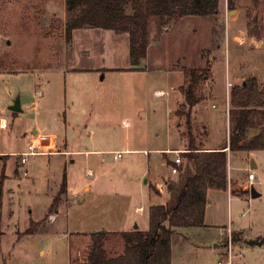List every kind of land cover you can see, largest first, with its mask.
I'll return each mask as SVG.
<instances>
[{
	"label": "rangeland",
	"instance_id": "obj_1",
	"mask_svg": "<svg viewBox=\"0 0 264 264\" xmlns=\"http://www.w3.org/2000/svg\"><path fill=\"white\" fill-rule=\"evenodd\" d=\"M231 2L220 0L216 15L176 20L164 33L152 19L144 70L68 72L65 68L71 62L64 64L62 56L70 44L64 30L65 0H0V70L36 75L18 77L14 82V100L24 105L23 112L13 118V126L0 129V148L16 146L25 152L30 135L26 137L24 129L33 128L56 135L58 148L69 151L29 155L25 166L18 157V175L11 167L13 160L5 163L0 173V183L5 178L6 188L0 198V264H84L90 237L78 236V232L123 231L134 229L136 224L140 230L149 228L150 205L165 203L167 183L178 177L168 164L177 154L167 149L188 144L186 118L175 115L184 78L182 65L205 68L210 63V75L216 74L218 94L198 103L203 107L198 121L208 122L209 127L206 135L200 125L194 129L197 145H222L229 140L227 85L222 81L225 69L237 72L238 83L255 74L264 87V0ZM250 25L261 37L249 33ZM110 32L112 37L99 40L101 51L93 52L84 64L97 65L104 57L108 65H130L129 46ZM30 78L37 82L48 79L40 96L34 95ZM159 89L167 94L158 95ZM213 103L216 108H212ZM92 149L109 151L84 154ZM116 152H122V157L116 159ZM166 161L168 166L163 165ZM229 166L231 177L246 185L249 171L253 172L256 179L249 186L261 196L252 198L250 205L238 200L229 206L226 195L216 192L214 220L221 227L177 230L175 264H217L228 252L223 227L230 225L242 229L249 238L233 242V264H264V150L230 151ZM65 171L67 192L51 212ZM149 171L167 173V178L158 179L160 185L150 184V194L157 195L150 199L145 183ZM85 185L91 187L89 193ZM78 198L84 199L81 207L73 204ZM141 205L145 207L142 213L136 209ZM31 221L39 224L26 233ZM124 248L121 235L109 236L106 249L111 256L122 254Z\"/></svg>",
	"mask_w": 264,
	"mask_h": 264
},
{
	"label": "trees",
	"instance_id": "obj_2",
	"mask_svg": "<svg viewBox=\"0 0 264 264\" xmlns=\"http://www.w3.org/2000/svg\"><path fill=\"white\" fill-rule=\"evenodd\" d=\"M67 17L64 22L66 39L71 42L72 32L79 28H103L117 33H129V70H144L150 45L149 24L159 23L160 33L185 16H212L220 11V0H65ZM229 4L232 5L231 0ZM251 24V23H250ZM258 29L249 27L252 36L261 37ZM211 64L205 68L183 66L185 82L181 90L186 103L175 115L186 118L188 150L182 152L185 162L179 165L178 177L167 183L169 198L163 204L149 208L150 225L147 230L132 229L121 232L107 230L90 234L91 247L84 264H173V234L182 228L205 227L206 206L210 189L226 190L230 151L264 150V87L256 76L235 84L230 90V135L228 146L217 150H204L197 145L194 131L193 107L205 99L202 87L210 78ZM13 114L17 112L13 111ZM251 128L259 133L248 136ZM169 165L175 163L168 160ZM4 180L0 183L2 197ZM233 193L251 194V186L231 181ZM68 178L65 171L60 192L51 205V212L67 192ZM1 217V216H0ZM39 223L31 221L26 233H32ZM119 234L125 244L124 252L111 256L106 249L110 235ZM241 232H233V242L241 241ZM249 243H253L250 241Z\"/></svg>",
	"mask_w": 264,
	"mask_h": 264
},
{
	"label": "crops",
	"instance_id": "obj_3",
	"mask_svg": "<svg viewBox=\"0 0 264 264\" xmlns=\"http://www.w3.org/2000/svg\"><path fill=\"white\" fill-rule=\"evenodd\" d=\"M185 17H183V18H181L179 20H183ZM110 31L115 32L114 30L103 29V28H79V29L73 30L71 42H70L68 47H65L64 53L62 52L64 64L71 62V64H69V65L67 64L68 66L65 69L68 72L69 71H82V72L90 71L91 72V71L96 70V69L104 70V71L105 70L106 71L110 70V71H115V72L116 71H121V70H129L132 67L131 62H130V65L128 67L123 68V67H120L118 65H108V64H106V60L107 59L104 58V57H102L101 63H99L97 65H95V64L91 65V64H84L83 63L84 62L83 60H88V58L91 56V54L93 52L101 51L102 47H101V45L99 43V40L100 39H105V37H107L108 35L112 37L113 35H111ZM122 38L126 42L127 46H129V57H130V36H129V33H117V32H115V39L116 40L122 39ZM94 43H97L99 46L94 44ZM150 45H151V42H150ZM150 45H149V47H150ZM178 61H181V60H178ZM85 62H87V61H85ZM3 66L7 68L6 65H3ZM182 66H186V65H182ZM187 67H189V66H187ZM190 68H203V67H190ZM236 73L237 72H234V73L230 72L228 70V68L225 69V74H224L225 78L222 79L223 83L226 81V84L224 83L225 86L227 85V82H231L233 85L234 84H238V82H239L238 79H237V75L238 74H236ZM27 75H29L31 77H35L36 76L33 72H32V74L31 73L28 74L27 71H23V70L22 71H17L16 69L0 70V129L5 130V129H8L10 126H13V124H12L13 123V118L17 117L19 115V113H21V112H17V114L14 115L13 111L10 109V106L12 104H14V101H15L14 99H15V96H16V90H15L14 82H15L16 78L22 77V76L25 77ZM251 76H256V75L253 74ZM105 77H107V75L103 76V78H105ZM244 79H246V78H243L242 81H244ZM28 82L30 84V87L33 88L34 95L40 96L42 94L41 90H40L41 87H42V84L43 83H48V79H44L43 82H41V81L37 82V80L35 81L34 78H30V80ZM184 82H185V74H184L183 80L180 82V85H179L180 93L178 94V99H176V103H177V106H178L177 109H179V107L182 104L186 103L185 96H184V94H183V92L181 90V86L184 84ZM215 82H216V74L213 72L212 75H210V78L205 80L204 86L202 87V93H203L205 98H212L213 96H216L218 94L215 91V84H216ZM223 83H222V85H223ZM230 90H231V88H228V87L225 89V92H226V106H227L226 107V114H229V111H230V108H231V104H230ZM163 92H165V91L162 90V89L156 90V93L158 95H164V94H162ZM199 104L194 106L193 107V111H192L193 120H194V122H193L194 123V129L197 130L198 129L197 125H200L203 128V130L205 131V135H206L207 134V128L209 127V123L208 122H204L202 120H200L201 122L199 123L198 119H201V112L203 110V107H201ZM21 106H22V109H23L24 105H21ZM31 106L34 107V108L37 107L35 102H32ZM212 108H216V104L213 103L212 104ZM22 112H23V110H22ZM143 115H145V112L143 113ZM176 117H177V115H176ZM176 125H177V127H179L177 123H176ZM175 128H176V126H175ZM258 133H259V129L258 128H251L248 131V136L249 137H253V136H255ZM28 134L30 135V137L27 138V140H26L27 145H28L29 139L32 136L38 135V134H44V133H39V131L37 129H33V128H32V130H31V128L24 129V135L27 137ZM52 136L55 137L54 141L45 143L44 147L46 149H48L49 147H55V148H57V150L56 151H49V152H38L36 154H55V153H58V152L69 153L68 150L61 151L58 148L59 146H58V143H57V140H56V135H52ZM199 144H198V147L201 148V149H204V150H217V149H222V148L228 146L229 140L227 142H225V144H222V145H209L208 146V145H205V143H203V142H201ZM184 147L183 148H172L170 150L167 149V151H174V152L185 151L186 147H188L187 144ZM226 150L228 151L229 158H230V149H229V147H227ZM107 151H109V150L92 149V150L85 151L84 154L87 155V156H90L92 154H103V153H106ZM127 151H131V150L127 149ZM140 151H142V150H140ZM143 151H144L145 154L148 153L147 150H143ZM21 152H23V151L16 150V146L13 147V148H10V149H6V150H4V149L1 150V148H0V173H1V171H4L5 166L7 165V163L11 162L13 160V164H12L11 167L14 170L15 174L18 175L19 173L16 170L17 169L16 162H17V158L18 157L20 158V156H18V155ZM80 152H82V150ZM13 157H16V158L13 159ZM2 163H3V165H2ZM5 163H6V165H5ZM163 165L168 166L167 161L164 162ZM24 166L23 167H19L20 173L22 171L21 168H24ZM255 166L256 165L254 164L253 167H255ZM89 171H90V173H92V169L91 168H89ZM250 172L251 171H249V173ZM171 173H172V171H171ZM249 173H248V175H249ZM162 176H166V178H167V173L164 174V175L157 174V173H153L152 174L149 171L148 177L145 180L146 185H148V187H147V191H148L147 198L150 199L152 197H157V195L154 196V195L150 194V191H149L150 187L149 186H150L151 183H153V184L157 183V185H160V182L158 181V179L162 178ZM228 176H229L230 183H229V186H228V188L226 190L210 189L208 191V202H207V206H206V215H205L206 226L203 227V228H208V227H213V226H215V227L220 226L221 227V225L218 224L219 222L217 220H214L215 219V214H217V207H214L215 206L214 205V200L216 198V195H215L216 192H223L226 195L227 202H228L229 206H231L234 201H238V200H243L245 202H248L249 205L252 203L251 194L233 193L234 187L231 185V181H234V182H237V183H240V184H243V185H246V184L238 182V181H235L231 177L229 162H228ZM248 179H249V176H248ZM254 180L253 181L249 180V185H250V182L252 183V182H254ZM84 187H85L84 189L88 193L91 191V187L89 185H87V186L85 185ZM3 188H4V190H3L2 196H4L5 189H6L5 188V182H4ZM259 196H261V193H259ZM0 198H1V196H0ZM83 201H84L83 198H78L77 200H74L73 204H77L78 206L81 207L83 205V203H84ZM156 204L157 203H154V204H151L150 206L156 205ZM57 207H59V204H58ZM140 207H143V209L145 210V207L143 205H141V206L136 208L137 211H138V208H140ZM59 211L60 210L58 209L55 213L58 214ZM228 217H229V219L231 218V214L230 213H229ZM138 228H140V226H138ZM223 228L225 229L226 227H223ZM228 228H231L233 231L241 232L242 241L245 242V241L249 240V238H247L246 235H244V231L242 229H234V227H232L231 225L228 226ZM184 229H188V228H184ZM130 230H132V229H130ZM178 230H181V229H178ZM98 231H100V230H98ZM123 231H128V230H123ZM109 232H121V231H109ZM223 232H221V235L224 237V233ZM90 234L88 232H78V236H83L84 235L85 237H88V236L90 237L89 245H91V242H92ZM259 237L261 239L263 236H259ZM174 241H175V233L173 234V239H172V248H173L172 263L173 264H175V262H174L175 261ZM257 241H259V243L262 242L261 240H257ZM218 245L219 244H216V246H218Z\"/></svg>",
	"mask_w": 264,
	"mask_h": 264
},
{
	"label": "built area",
	"instance_id": "obj_4",
	"mask_svg": "<svg viewBox=\"0 0 264 264\" xmlns=\"http://www.w3.org/2000/svg\"><path fill=\"white\" fill-rule=\"evenodd\" d=\"M231 86H233V84L231 82H227V87L231 88ZM162 94H166L165 92H163ZM55 137L52 135H46V134H38V135H34L29 139L28 145H27V150L25 152H21L19 153L20 155V161L23 165H25L27 163V157L29 155L32 154H36L38 152H49V151H53L55 147H49L48 149H46L44 147V144L47 142H51L54 141ZM184 151H178L176 152L177 156L174 160V165L171 166V171L173 174H177L179 171V165L183 163V158L181 156V153ZM122 152H116L114 153V157L120 158L122 157ZM26 174V171H25ZM249 180L253 181L256 177L255 174L253 172L249 173ZM144 211L143 207L138 208V212L142 213ZM224 232L227 235V247H228V252L226 254V256L222 257L217 264H233V230L231 228H225Z\"/></svg>",
	"mask_w": 264,
	"mask_h": 264
},
{
	"label": "water",
	"instance_id": "obj_5",
	"mask_svg": "<svg viewBox=\"0 0 264 264\" xmlns=\"http://www.w3.org/2000/svg\"><path fill=\"white\" fill-rule=\"evenodd\" d=\"M10 109H11L12 111H15V112H22L23 109H22V106H21L20 100H19V99L15 100V101H14V104H12V105L10 106ZM258 196H259L258 191L255 189L254 186H252V187H251V197H252V198H255V197H258ZM137 228H138V224L135 225V229H137ZM257 243H259V241H257Z\"/></svg>",
	"mask_w": 264,
	"mask_h": 264
}]
</instances>
